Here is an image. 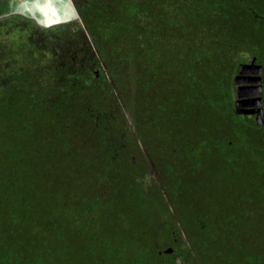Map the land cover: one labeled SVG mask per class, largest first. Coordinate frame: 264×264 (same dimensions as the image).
<instances>
[{"label": "trees", "instance_id": "trees-1", "mask_svg": "<svg viewBox=\"0 0 264 264\" xmlns=\"http://www.w3.org/2000/svg\"><path fill=\"white\" fill-rule=\"evenodd\" d=\"M82 20L79 74L0 86V264H264V124L234 83L264 67V0Z\"/></svg>", "mask_w": 264, "mask_h": 264}, {"label": "rangeland", "instance_id": "rangeland-1", "mask_svg": "<svg viewBox=\"0 0 264 264\" xmlns=\"http://www.w3.org/2000/svg\"><path fill=\"white\" fill-rule=\"evenodd\" d=\"M90 3L0 0V86L14 84L13 76L24 73L47 76L62 69L64 73L79 74L76 60L87 62L88 49L85 53L84 47L90 44L82 20Z\"/></svg>", "mask_w": 264, "mask_h": 264}, {"label": "water", "instance_id": "water-1", "mask_svg": "<svg viewBox=\"0 0 264 264\" xmlns=\"http://www.w3.org/2000/svg\"><path fill=\"white\" fill-rule=\"evenodd\" d=\"M49 11L52 12V9ZM52 19L48 21L50 24ZM261 66L254 64V60L250 64H243L240 67L239 73L234 78L236 89L235 113L237 115H254V120L257 125L264 124V114L261 108V78L259 76ZM253 76V78H249ZM251 79V80H250ZM252 85H249V84ZM249 89H254L248 92ZM166 252H170L167 250Z\"/></svg>", "mask_w": 264, "mask_h": 264}, {"label": "flooded vegetation", "instance_id": "flooded-vegetation-1", "mask_svg": "<svg viewBox=\"0 0 264 264\" xmlns=\"http://www.w3.org/2000/svg\"><path fill=\"white\" fill-rule=\"evenodd\" d=\"M85 49V53H87V46L84 47ZM254 60V64L261 66V72L259 74L260 78H261V92L259 94L260 98H261V108L264 114V87H263V73H264V68L262 67V65L260 63H258L255 59H252L250 62L246 63V64H250L252 61ZM239 73V71H238ZM237 73V74H238ZM249 78H253V76H250ZM251 80V79H250ZM249 85H252L251 83ZM237 89V86H236ZM254 89H249L248 92H252ZM237 97H235V101H236ZM249 116V115H248ZM251 117H254V115H250Z\"/></svg>", "mask_w": 264, "mask_h": 264}]
</instances>
